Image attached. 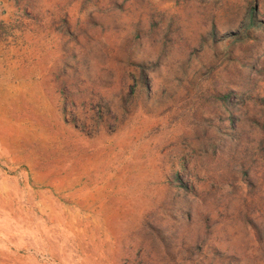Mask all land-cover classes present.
I'll use <instances>...</instances> for the list:
<instances>
[{
  "label": "rangeland",
  "instance_id": "rangeland-1",
  "mask_svg": "<svg viewBox=\"0 0 264 264\" xmlns=\"http://www.w3.org/2000/svg\"><path fill=\"white\" fill-rule=\"evenodd\" d=\"M0 264H264V0H0Z\"/></svg>",
  "mask_w": 264,
  "mask_h": 264
}]
</instances>
